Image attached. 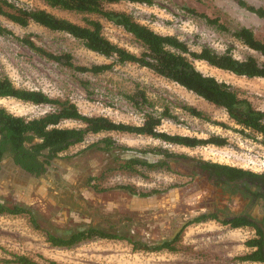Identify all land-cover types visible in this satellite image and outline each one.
Returning a JSON list of instances; mask_svg holds the SVG:
<instances>
[{
    "label": "rangeland",
    "instance_id": "1",
    "mask_svg": "<svg viewBox=\"0 0 264 264\" xmlns=\"http://www.w3.org/2000/svg\"><path fill=\"white\" fill-rule=\"evenodd\" d=\"M30 9H44L53 15L83 25V18L98 20L103 35L127 51L140 54L142 46L123 28L98 16H82L51 9L40 0H10ZM151 5L119 2L106 4L108 10L123 12L154 32L174 36L191 51L208 47L217 53L231 51L234 58H263L233 37L242 27L252 31L264 43V17L239 4L264 10V0H152ZM217 20L225 29H218L202 17ZM0 24L18 38H30L37 46L53 54H70L75 66L110 64L107 59L87 50L80 41L62 33L51 32L30 23L19 27L3 17ZM204 75L233 86L241 97L257 110L264 111V80L237 77L214 69L204 62L194 61ZM7 77L14 87L40 91L48 97L69 100L86 116L105 117L115 123L139 126L150 115L163 118L159 132L207 139L225 138L224 147L203 146L194 149L167 144L147 136L118 132L88 135L81 144L70 147L53 160L46 174L38 178L21 175L9 158L0 163V202L30 208L40 229H34L26 215H0V264L12 255H23L37 264H258L237 260L251 250L245 242L255 234L249 228L232 229L215 220L195 222L210 199L208 184L192 176L183 164L170 162L166 167H137L139 174L120 169L131 157L153 163L163 158L156 151L187 156L191 160L217 163L253 173H264V147L259 141L244 137L239 127L217 108L177 84L135 64H115L102 74L78 72L43 58L12 37L0 36V78ZM144 94L145 101H143ZM200 111L205 119L190 115L184 108ZM0 108L13 116L31 120L53 110L48 105H33L12 98H0ZM207 118V119H206ZM61 128H78L76 121H63ZM111 139L117 149L103 151L102 139ZM100 142V143H99ZM98 147H90L92 144ZM121 148V149H118ZM122 148H129L124 151ZM154 153V154H153ZM128 185L139 192L157 193L148 197L132 196L116 186ZM66 192L71 193L66 196ZM230 212L243 209L239 198L221 197ZM250 212L260 213L259 205ZM185 228L174 243L175 251H133L126 240H93L72 249L52 247L46 240L48 231L66 236L79 229L94 226L108 233L123 235L148 246H156L172 237L174 224Z\"/></svg>",
    "mask_w": 264,
    "mask_h": 264
},
{
    "label": "trees",
    "instance_id": "2",
    "mask_svg": "<svg viewBox=\"0 0 264 264\" xmlns=\"http://www.w3.org/2000/svg\"><path fill=\"white\" fill-rule=\"evenodd\" d=\"M47 7L82 16H98L107 22L123 28L131 34L142 46L140 54H134L124 48L110 42L103 35V26L100 21L83 18V25L76 24L64 18H59L44 9H30L17 5L10 0H0V17L9 22L26 28L30 23L43 27L51 32L66 34L82 43L89 51L101 55L107 59H114L110 64L92 65L90 67L75 66L70 54H53L37 46L30 38H18L14 33L0 24V36L12 37L26 46L35 54L46 58L58 65L68 67L83 73L102 74L110 71L115 64H135L146 68L154 74L170 81L192 93L203 101L225 111L228 118L239 127L241 135L259 141L264 147V111L257 110L251 102L239 95V92L230 84L219 81L213 76L204 75L196 69L194 61L204 62L208 66L221 70L237 77L247 79L264 80V43L256 39L251 30L240 28L233 32V37L239 40L250 50L258 53L263 60L249 56L243 60L233 57L227 49L224 53H217L208 47H202L199 52H194L178 38L174 36L160 35L148 27L135 22L130 15L105 8L106 4L129 2L133 4L151 5L152 0H40ZM239 4L259 17H264L263 9L246 6L243 1ZM207 23L218 29H225L217 20H210L202 15ZM143 101H145L144 94ZM0 98H12L33 105H48L52 111L40 118L25 120L22 117L13 116L0 108V161L9 154L14 157L17 165L29 173L39 175L43 167L50 166L54 159L67 151L70 147L81 144L88 135H97L104 132H118L137 136H147L161 140L167 144L194 149L203 146L224 147L227 145L225 138L211 136L207 139L196 137L170 135L159 132L162 119L170 118L166 111L159 117L148 115L139 126L115 123L105 117L86 116L79 112L78 108L69 100H59L48 97L40 91L25 90L14 87L7 77L0 78ZM190 115L205 119L203 114L192 107L184 108ZM207 119V118H206ZM76 121L82 124L78 128H61L63 121ZM103 151L110 152L117 149L115 143L109 139H102ZM99 142V143H100ZM98 147V144L90 146ZM121 149V148H118ZM129 148H122L129 151ZM156 151L162 156L157 162L149 163L135 157H131L119 166L133 174H139L137 167L148 169L166 167L170 158L185 159L187 156L169 153L162 148L152 149L148 152L139 151L138 154H148ZM154 154V153H153ZM194 161V160H191ZM197 162L201 168L209 173L210 178L220 184L229 185L239 182L244 190L250 192L255 187L253 196L264 205V173H253L240 168L221 165L203 160ZM130 195L148 197L156 194L153 190L148 193L139 192L128 185L116 186ZM0 215H26L34 229H40L34 212L25 206L6 205L0 202ZM208 217L201 216L194 219L195 222L206 221ZM264 220V219H263ZM232 229L251 227L255 229V237L247 240L245 246L251 251L237 258L248 263L264 264V233L256 221L245 217H237L221 222ZM47 242L54 248L72 249L81 243L93 240H126L132 246L133 251H170L174 252L173 241H166L156 246H148L137 240L129 239L123 235L108 233L97 227L88 226L79 229L66 236H58L48 231L45 232ZM9 264H37L36 261L23 255H12ZM47 264H57L48 262Z\"/></svg>",
    "mask_w": 264,
    "mask_h": 264
},
{
    "label": "flooded vegetation",
    "instance_id": "3",
    "mask_svg": "<svg viewBox=\"0 0 264 264\" xmlns=\"http://www.w3.org/2000/svg\"><path fill=\"white\" fill-rule=\"evenodd\" d=\"M4 158H9L10 163L12 166L18 169L19 173L25 177H30V178H38L47 172H49L48 167L45 166L43 167V170L40 171L39 175L32 174L24 170L21 166L17 165L14 161V157L6 154ZM3 158V159H4ZM3 159L0 161V163L3 161ZM170 162H174L177 164H183L185 165L188 169L191 170V175L200 177L201 180L205 181L206 184H208V191L210 192L211 196L210 199L207 202H204L203 205L205 206V210L199 213L197 217L194 219L201 217V216H206L208 217L206 221L209 220H215L219 223L225 221V220H232L237 217H245L251 221H256L258 226L262 229L264 233V205H262L259 201L256 200V198L253 196V193L255 192V187H252L251 191L248 192L244 190L242 185L239 182L236 183H230L229 185L225 184H220L218 183L215 179L210 178L209 173L201 168V166L194 161L190 162H185L181 159L178 158H170ZM0 172H1V165H0ZM3 173V172H1ZM71 193L70 197H74L75 193ZM68 192H66V196L69 195ZM224 195L228 196V198H232L234 196H237L239 198L238 202L239 204L242 203L243 209L239 213H233L230 212L228 208V204H225L222 202L221 197ZM133 196V195H132ZM259 205L260 208V213L258 216L252 215L250 212V209L253 208V206ZM184 223L182 224H174L173 229L171 233L173 234L172 237L169 240L166 241H173L175 240L179 234L182 232V230L185 228V225L183 226ZM94 227V226H91ZM244 228H249L253 230L254 234L255 229L251 227H244ZM165 241V242H166Z\"/></svg>",
    "mask_w": 264,
    "mask_h": 264
},
{
    "label": "crops",
    "instance_id": "4",
    "mask_svg": "<svg viewBox=\"0 0 264 264\" xmlns=\"http://www.w3.org/2000/svg\"><path fill=\"white\" fill-rule=\"evenodd\" d=\"M60 156V155H59ZM55 160V159H54ZM52 164V163H51ZM49 171H51V170H49Z\"/></svg>",
    "mask_w": 264,
    "mask_h": 264
},
{
    "label": "water",
    "instance_id": "5",
    "mask_svg": "<svg viewBox=\"0 0 264 264\" xmlns=\"http://www.w3.org/2000/svg\"><path fill=\"white\" fill-rule=\"evenodd\" d=\"M183 226H184V224H183Z\"/></svg>",
    "mask_w": 264,
    "mask_h": 264
}]
</instances>
